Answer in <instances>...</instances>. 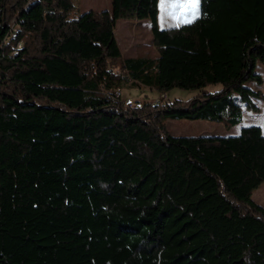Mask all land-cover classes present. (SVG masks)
<instances>
[{
	"label": "trees",
	"instance_id": "trees-1",
	"mask_svg": "<svg viewBox=\"0 0 264 264\" xmlns=\"http://www.w3.org/2000/svg\"><path fill=\"white\" fill-rule=\"evenodd\" d=\"M74 6L0 0V264H264L262 128L166 124L260 111L264 0H199L169 28L159 0ZM119 19H149L157 56L123 58ZM130 87L198 93L135 108L117 98Z\"/></svg>",
	"mask_w": 264,
	"mask_h": 264
},
{
	"label": "rangeland",
	"instance_id": "rangeland-1",
	"mask_svg": "<svg viewBox=\"0 0 264 264\" xmlns=\"http://www.w3.org/2000/svg\"><path fill=\"white\" fill-rule=\"evenodd\" d=\"M72 2L75 6L70 16L77 17L80 13L88 10H107L103 7L109 3V0H72ZM198 15L199 0L198 2L196 0H159L158 22L160 28H169L188 23ZM8 23V26L14 30L16 26L15 17L10 18ZM114 34L123 58L155 57L158 54L152 41L149 19H119L115 24ZM256 70L264 78V64L258 63ZM249 85L253 88H260L263 97L262 100L255 99L260 111L246 110L241 124L226 130L222 124L207 120L168 119L166 121L167 128L174 135H235L239 132L241 126L255 124L262 128L264 134V81L261 86H256L254 83ZM219 88L220 85L218 84L207 86L208 91H214ZM197 93L196 90L173 88L166 92L165 98L161 99V93L156 90L144 87H130L121 90V97L132 98L141 102L150 101V103L156 104L157 100L160 102L163 100L171 102L175 98L188 99ZM251 197L253 201L264 207V183L252 193Z\"/></svg>",
	"mask_w": 264,
	"mask_h": 264
},
{
	"label": "built area",
	"instance_id": "built-area-1",
	"mask_svg": "<svg viewBox=\"0 0 264 264\" xmlns=\"http://www.w3.org/2000/svg\"><path fill=\"white\" fill-rule=\"evenodd\" d=\"M15 29H16V27L14 28V30H12L10 28L9 34H11V36H12L13 32L15 31ZM115 97H117V96H115ZM160 97H161V99L165 98V96H162V93L160 94ZM117 98H119L125 106L135 107V108L141 107V101H139V100H135L132 98H123V97H117ZM159 103H161V102L159 100H157L156 104H159Z\"/></svg>",
	"mask_w": 264,
	"mask_h": 264
},
{
	"label": "crops",
	"instance_id": "crops-1",
	"mask_svg": "<svg viewBox=\"0 0 264 264\" xmlns=\"http://www.w3.org/2000/svg\"><path fill=\"white\" fill-rule=\"evenodd\" d=\"M110 4H111V1L109 0V3L105 6V7H103V8H105V9H109L110 8ZM116 37V36H115ZM116 41H117V39H116ZM117 43H118V41H117ZM118 46H119V44H118ZM165 96V95H164Z\"/></svg>",
	"mask_w": 264,
	"mask_h": 264
},
{
	"label": "bare ground",
	"instance_id": "bare-ground-1",
	"mask_svg": "<svg viewBox=\"0 0 264 264\" xmlns=\"http://www.w3.org/2000/svg\"><path fill=\"white\" fill-rule=\"evenodd\" d=\"M14 33V32H13ZM12 36H13V34H12ZM117 95V94H116Z\"/></svg>",
	"mask_w": 264,
	"mask_h": 264
},
{
	"label": "snow or ice",
	"instance_id": "snow-or-ice-1",
	"mask_svg": "<svg viewBox=\"0 0 264 264\" xmlns=\"http://www.w3.org/2000/svg\"><path fill=\"white\" fill-rule=\"evenodd\" d=\"M196 2H198V0H196Z\"/></svg>",
	"mask_w": 264,
	"mask_h": 264
}]
</instances>
